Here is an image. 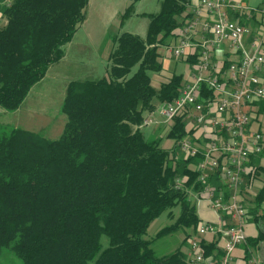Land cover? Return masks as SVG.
Instances as JSON below:
<instances>
[{"label":"trees","instance_id":"trees-1","mask_svg":"<svg viewBox=\"0 0 264 264\" xmlns=\"http://www.w3.org/2000/svg\"><path fill=\"white\" fill-rule=\"evenodd\" d=\"M192 1L161 0L158 14H146L145 38L130 32L113 38L103 77L67 85L61 107L66 123L57 139L20 128L0 133V260L10 252L23 264H200L181 249L187 243L190 248L204 222L195 198L204 186L196 161L177 158V146L166 149L161 138L146 141L139 128L179 93L182 74L172 73L155 87L150 72L162 70L159 49L171 45ZM89 2L0 0L1 109L18 110L50 66L65 57L64 47L85 20ZM241 22L257 26L254 20ZM184 135L177 120L165 137L178 141ZM262 158L264 150L251 160L241 189L243 195L262 178L257 195L244 198L247 224L258 229L246 238V259L264 242ZM209 182L228 196L218 179ZM176 206L181 213L175 222L144 239L150 225ZM179 232L181 247L156 255L153 244ZM102 236L109 239L106 248ZM219 243L201 238L206 259L221 261Z\"/></svg>","mask_w":264,"mask_h":264},{"label":"built area","instance_id":"built-area-1","mask_svg":"<svg viewBox=\"0 0 264 264\" xmlns=\"http://www.w3.org/2000/svg\"><path fill=\"white\" fill-rule=\"evenodd\" d=\"M181 18L166 51L187 67L179 93L159 104L140 126L163 125L166 134L177 120L184 124V137L166 149L176 145L177 158L196 161L193 167L204 186L195 198L217 216V223L200 225L189 254L195 263L235 264L234 251L247 238L241 189L251 160L264 150L263 134L256 127L264 102V5L259 10L234 0H198ZM243 18H256L257 26L243 25ZM215 179L227 197L209 182ZM206 235L223 242L220 262L204 257L200 243Z\"/></svg>","mask_w":264,"mask_h":264},{"label":"rangeland","instance_id":"rangeland-1","mask_svg":"<svg viewBox=\"0 0 264 264\" xmlns=\"http://www.w3.org/2000/svg\"><path fill=\"white\" fill-rule=\"evenodd\" d=\"M124 2L126 7L134 3L133 12L124 19L122 24H119V33L130 32L145 38L149 24L146 14H158L161 11V0H125ZM260 2L261 0H249L248 5L254 8ZM118 22H120V17ZM80 38L81 33H79L78 26L73 39L64 47L65 57L50 66L45 78L31 88L18 110L5 111L0 108V133L8 132L13 128H20L37 132L48 139H57L61 135L66 123V117L62 113L61 107L66 95L67 85L71 81L101 78L106 74L108 65V59L104 58L99 52L81 53L79 50ZM168 48L162 47L159 49L163 62L162 70L157 73L150 72L152 81L156 83V86L159 84L158 76L163 75V73L167 75L171 73L181 74L186 70V65L167 56L166 51ZM135 70L136 68L133 69V71ZM162 78L164 77L162 76ZM139 128L146 141L152 138H161V145L164 148H169L175 141L165 137L163 125L139 126ZM200 208L201 203H197V211ZM180 213V206L165 211L150 225L143 236L144 239L151 240L154 238L160 229L173 224ZM247 231L248 229L245 227V233ZM183 236L184 233L179 232L157 240L153 244L156 255L161 256L176 251L177 248L181 247ZM101 244L103 248L108 247V237L102 236ZM188 248L187 243L181 249L185 252ZM0 264H23V262L10 252H4Z\"/></svg>","mask_w":264,"mask_h":264},{"label":"crops","instance_id":"crops-1","mask_svg":"<svg viewBox=\"0 0 264 264\" xmlns=\"http://www.w3.org/2000/svg\"><path fill=\"white\" fill-rule=\"evenodd\" d=\"M125 0H90L87 9L85 20L79 26V33H81L79 50L81 53H97L99 52L102 56L108 59L109 54L113 47V38L120 32L118 22L119 17L123 11L127 8ZM263 1L261 0L258 5L252 9H261L263 7ZM198 0H193L189 5L184 14L191 12ZM235 3H241L244 6L249 7V0H234ZM251 8V7H249ZM232 17H235L232 15ZM257 20L256 18L254 21ZM253 21V20H252ZM175 39L173 38L171 44ZM183 63V62H181ZM184 64V63H183ZM185 65V64H184ZM187 68V67H186ZM185 72V71H184ZM182 72L181 74H183ZM158 76L159 84L156 86L153 81L152 85L158 87L160 83L166 82L172 75ZM162 76L164 78H162ZM264 79V72L262 73ZM156 81V80H154ZM158 82V81H157ZM256 127L263 134L264 137V102L259 104V119ZM162 144V143H161ZM259 164L264 167V158L260 159ZM262 187V180L256 179L250 187H246L243 195L246 199L252 200L258 193V190ZM198 214L204 222L217 223V216L215 212L205 203H201V208L198 210ZM248 231L247 236L257 235V226L253 223L246 224ZM203 238L208 240H216V236L206 235ZM219 247L223 248V242L220 241ZM246 245L242 244L236 247L234 251L235 264H255L252 260L256 261L257 264H264V242L260 243L254 250H251L250 258H245ZM189 256L190 250L185 251Z\"/></svg>","mask_w":264,"mask_h":264}]
</instances>
